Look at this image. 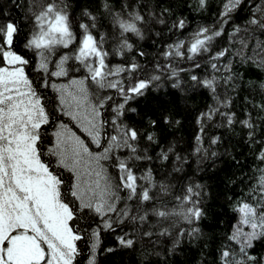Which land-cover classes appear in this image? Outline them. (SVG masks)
<instances>
[{
  "label": "snow or ice",
  "instance_id": "1",
  "mask_svg": "<svg viewBox=\"0 0 264 264\" xmlns=\"http://www.w3.org/2000/svg\"><path fill=\"white\" fill-rule=\"evenodd\" d=\"M186 7L205 13L210 0ZM71 8L69 0H25L24 28L0 10V264H100L103 253L138 245L142 264L149 256L167 264L196 242L211 245L208 264H264V81L260 99L245 96L239 113L232 95L243 79L234 65L264 69V0H221L211 22L192 27L151 0ZM149 34L153 53L140 47ZM161 89L202 90L210 101L184 149L158 133L180 123L152 110L149 93ZM237 125L252 175L243 173L245 186L227 198V230L208 238L201 165L215 167L221 155L213 130ZM102 235L114 246L102 249Z\"/></svg>",
  "mask_w": 264,
  "mask_h": 264
},
{
  "label": "trees",
  "instance_id": "2",
  "mask_svg": "<svg viewBox=\"0 0 264 264\" xmlns=\"http://www.w3.org/2000/svg\"><path fill=\"white\" fill-rule=\"evenodd\" d=\"M86 0H69L72 8V14L75 15L79 12L80 5L84 4ZM153 4L159 3L164 6L172 7L176 14H183L188 17L190 22L189 27L194 26V23L211 22L213 14L217 11L221 0H210V7L207 12L201 14H194L186 7V0H151ZM21 5L20 8L12 4V0H0V10L7 9L11 12L14 18H21L23 5L25 0H17ZM21 27L24 28L25 24L23 19H20ZM162 26H158V29ZM151 34L145 37L144 41L140 42V47L149 53L155 52L153 47V39L150 38ZM156 44L160 43L159 39L155 40ZM114 63L120 61V57H110ZM181 67H187L181 64ZM238 68L243 73V79L240 81V88L232 95L236 103V111L239 113L244 105V97L253 94L257 100L260 99L259 89L256 87L261 81H264V69L249 63L246 65H234V69ZM183 76L184 74L181 73ZM252 81V88L248 87V82ZM254 90V91H253ZM167 92V95L165 93ZM149 95L156 98L157 103L152 107L153 111L157 113L163 108L170 113L180 123L175 126H162L158 129V133L162 134L168 140L179 141L177 149H184L187 144L192 142V138L197 130L195 118L205 105L209 103L206 92L198 90L196 92H188L185 94L180 93L178 90L168 91L161 89L156 92H150ZM136 106V105H133ZM143 108L144 105H139ZM158 118V117H155ZM129 119H137L134 114H129ZM215 134L223 137L222 143L216 149L221 155L215 160V167H213V160H207L201 167L204 169L199 173L200 182L207 184V191L209 193L207 199V206L209 215L205 219L201 227L207 234L208 238L218 236L222 231L227 230V222L234 215L231 212L228 197L235 198L240 189L245 186L247 182L243 177V173L248 176L252 175V162L253 157L249 152L248 145L245 143L244 134L239 125L233 131L226 128L214 129ZM227 149L228 154H224ZM235 157V159H233ZM239 161V163H237ZM189 170L195 169V164L189 161ZM242 181H244L242 183ZM218 220L225 221V224H218ZM235 221L232 220V223ZM102 249L103 247H113V238L108 235H102ZM148 241L145 240L144 247H147ZM260 245L257 242V248ZM101 249V251H102ZM143 248L138 245L137 250H118L115 253H103L99 256L100 264H142V257L140 252ZM211 245L204 248L203 244L196 242L194 244L181 245L180 249L167 257V264H208L212 259L209 254ZM160 258L149 256L143 260V264H155Z\"/></svg>",
  "mask_w": 264,
  "mask_h": 264
}]
</instances>
